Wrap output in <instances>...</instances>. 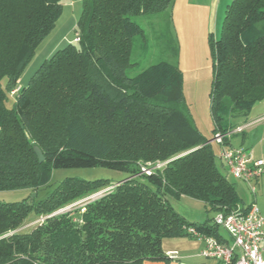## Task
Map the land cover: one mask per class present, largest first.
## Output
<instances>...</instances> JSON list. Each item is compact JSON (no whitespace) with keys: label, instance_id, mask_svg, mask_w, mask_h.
<instances>
[{"label":"trees","instance_id":"obj_1","mask_svg":"<svg viewBox=\"0 0 264 264\" xmlns=\"http://www.w3.org/2000/svg\"><path fill=\"white\" fill-rule=\"evenodd\" d=\"M63 2L0 0V191L35 193L0 202V264L161 261L162 240L191 236L187 228L221 242L213 216L191 221L171 204L189 197L214 216L241 204L235 183L215 165L212 144L219 147L213 139L219 133L229 146L234 119L264 100V0H231L220 36L208 37L210 138L196 127L185 101L176 43L175 61L127 74L136 65L133 41L144 37L133 17L164 13L170 36L174 0H81L78 42L51 54L10 95L56 26ZM94 166L127 176L110 185L66 177L36 198L51 187L54 168ZM31 214L45 218L17 231Z\"/></svg>","mask_w":264,"mask_h":264},{"label":"rangeland","instance_id":"obj_2","mask_svg":"<svg viewBox=\"0 0 264 264\" xmlns=\"http://www.w3.org/2000/svg\"><path fill=\"white\" fill-rule=\"evenodd\" d=\"M174 3V2H173ZM78 7V6H76ZM82 7V6H81ZM70 8V7H69ZM69 8H65V13L62 16V21L68 17ZM78 11L81 10L80 6L77 8ZM172 9V7H171ZM171 11V26H170V36L167 35V27L165 20L164 13L154 14V15H139L134 16L133 19L139 23L144 28V37H135L133 41V55L132 58L136 62L135 66L131 67L127 74L129 76H133L136 73L140 72L142 69L150 65L151 63H158V61L161 60H167L175 61V58H173L171 49L174 47L173 45L177 44V50H178V66L181 71L182 75V83H183V93L185 96V101L187 102L190 114L192 115L196 127H198L205 138L211 137V129H212V120L210 116V101L209 99V93H210V87L211 86V80H212V73H213V61L212 56L210 53V48L208 44V37L213 36L212 33L209 34L208 31V17L207 15H196L195 16V26L194 30L199 33V35H205L206 34V41L201 40V37H195L196 41H192L191 39H188V41L185 43L184 40H180V38L183 36L184 31L180 29L178 16L174 13V11ZM224 18V14L220 16V25L218 29L217 37H219L221 32V25L222 20ZM193 19V17H192ZM73 33V34H72ZM74 32H71L69 35V38H74ZM209 35V36H208ZM171 37L170 38L168 37ZM214 37V36H213ZM172 41V42H171ZM39 48L37 49L36 53L34 54V57L30 61L27 68L30 66V64L34 61V58L38 54ZM26 70V68H25ZM14 101V97H10L7 106H11ZM264 100L256 103L254 107L260 106V103ZM240 138L236 137L233 141L236 144L239 141ZM212 149L216 157V163L218 169L223 173L227 174L226 168L221 165L220 160L218 159V150L219 147L213 143ZM149 169H144L142 172L144 174H149L146 171ZM51 174L50 178V184L51 187L44 189L42 191H39L38 196H36L37 199H40L45 195L47 190L53 188L56 183H59L61 180H63L66 177H77L82 178L84 180H95V179H104L107 180V185L114 184L116 181H119L121 179H124L127 176L126 172L117 171L108 169L103 166H94V167H62V168H54ZM228 179L231 182L237 183V190L241 197L244 198V195H246L243 190H241L242 187L238 184V182L227 174ZM100 192H95L92 194H89L85 198H80L78 200H75L74 202L63 206L60 209H57V211L53 212V214L60 213L63 211H67L66 209H69L73 206H77L80 203L86 201L88 198L93 197L94 195L98 194ZM33 193H29L28 190H8V191H0V202H14V201H20L24 199L27 196L32 197ZM174 208L181 213L182 215H188L189 219H197V217L205 216L208 218H212V216L215 214L214 211H207L206 206L203 204V202L182 196L179 200H174L172 204ZM45 218V216L41 217H35L31 214L28 220H26L23 225L17 229V231H28L31 228L35 227L38 223H41L42 220ZM219 232L225 233V230L222 229V227L218 228Z\"/></svg>","mask_w":264,"mask_h":264},{"label":"crops","instance_id":"obj_3","mask_svg":"<svg viewBox=\"0 0 264 264\" xmlns=\"http://www.w3.org/2000/svg\"><path fill=\"white\" fill-rule=\"evenodd\" d=\"M230 1L231 0H174L171 10L180 18L178 26L184 31L180 40L182 41L183 39L186 43L188 39L196 41L195 37H201V40L206 41V34L199 35V33L194 30L196 15H207L209 19V34L212 33L214 38H217L216 34H218L220 16L224 14L225 7H227ZM76 6H80L81 8V0H64L62 13L57 20L56 26L53 28L51 34L38 46V54H36L37 56L34 58V61L26 68L18 80L17 90L28 83L27 81H29L31 75L45 59L49 58L51 54H54L55 51L65 47L73 40V37L69 38V35L71 32H74V27L76 26V21L79 16L78 14L81 12V10L78 11V7ZM67 7H70L67 14L68 17L62 21V16ZM262 103L263 102H261L258 107H253L247 116L234 119L236 127L232 130L231 136L229 137V146L243 147L249 152L252 160L258 158L264 160V104ZM238 128L240 129L238 130ZM236 137L240 139L235 144L233 140ZM236 181L240 187H242L241 190L246 193L244 198L241 197L237 190V183L233 182L242 200L238 207L244 208L255 202L260 215L264 217V177L256 181V192L254 195L249 192L244 182L239 180ZM183 216L188 220L196 222H203L207 218L205 216H200L197 217V219H191L192 217L189 219L188 215ZM219 234L222 239L221 242L226 243L230 241L227 233L219 232ZM160 245L166 259L161 261H144L142 264H220L214 259L200 256V251L204 248V243L201 239L193 236L164 238ZM173 252H175L176 255L172 256L171 254ZM262 254L264 258V252H262Z\"/></svg>","mask_w":264,"mask_h":264},{"label":"built area","instance_id":"obj_4","mask_svg":"<svg viewBox=\"0 0 264 264\" xmlns=\"http://www.w3.org/2000/svg\"><path fill=\"white\" fill-rule=\"evenodd\" d=\"M80 36L74 34L73 42H78ZM17 89L11 91L13 95ZM240 128H238L239 130ZM223 135L216 134L214 141L219 144L218 159L231 177L244 182L249 192H256V181L264 177V160L253 159L243 147L227 146L223 143ZM149 171V170H146ZM150 173V172H148ZM213 222L222 227L230 241L220 242L212 236H205L187 228L186 231L204 243L200 256L211 258L220 264H264V217L260 215L255 202L244 208L238 207L228 213L218 212L213 216ZM176 255L175 252L171 254Z\"/></svg>","mask_w":264,"mask_h":264},{"label":"water","instance_id":"obj_5","mask_svg":"<svg viewBox=\"0 0 264 264\" xmlns=\"http://www.w3.org/2000/svg\"><path fill=\"white\" fill-rule=\"evenodd\" d=\"M34 151H35V154H36V156H37V159H38V161L39 162H42L44 159V156H43V154H42V152L40 151V149L38 148V147H34ZM35 196V193H33V195H32V197H34Z\"/></svg>","mask_w":264,"mask_h":264}]
</instances>
